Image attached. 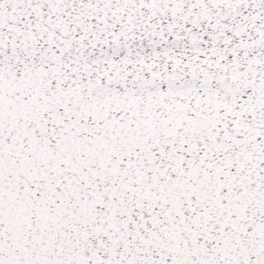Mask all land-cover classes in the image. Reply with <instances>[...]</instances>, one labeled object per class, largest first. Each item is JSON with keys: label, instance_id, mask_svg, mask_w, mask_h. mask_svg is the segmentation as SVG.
Listing matches in <instances>:
<instances>
[{"label": "snow or ice", "instance_id": "obj_1", "mask_svg": "<svg viewBox=\"0 0 264 264\" xmlns=\"http://www.w3.org/2000/svg\"><path fill=\"white\" fill-rule=\"evenodd\" d=\"M0 264H264V0H0Z\"/></svg>", "mask_w": 264, "mask_h": 264}]
</instances>
